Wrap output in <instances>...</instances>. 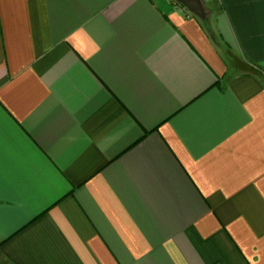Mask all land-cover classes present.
<instances>
[{
    "label": "crops",
    "instance_id": "0c3cea01",
    "mask_svg": "<svg viewBox=\"0 0 264 264\" xmlns=\"http://www.w3.org/2000/svg\"><path fill=\"white\" fill-rule=\"evenodd\" d=\"M202 3L0 0V264H264V0Z\"/></svg>",
    "mask_w": 264,
    "mask_h": 264
},
{
    "label": "water",
    "instance_id": "95a60500",
    "mask_svg": "<svg viewBox=\"0 0 264 264\" xmlns=\"http://www.w3.org/2000/svg\"><path fill=\"white\" fill-rule=\"evenodd\" d=\"M184 7H186L191 13L199 18L205 17V8L203 6L202 0H176Z\"/></svg>",
    "mask_w": 264,
    "mask_h": 264
},
{
    "label": "built area",
    "instance_id": "2783aa9c",
    "mask_svg": "<svg viewBox=\"0 0 264 264\" xmlns=\"http://www.w3.org/2000/svg\"><path fill=\"white\" fill-rule=\"evenodd\" d=\"M172 1L176 4V7L181 9V10H185L186 7H184L182 4H180L179 2H177L176 0H169Z\"/></svg>",
    "mask_w": 264,
    "mask_h": 264
},
{
    "label": "trees",
    "instance_id": "16d2710c",
    "mask_svg": "<svg viewBox=\"0 0 264 264\" xmlns=\"http://www.w3.org/2000/svg\"><path fill=\"white\" fill-rule=\"evenodd\" d=\"M204 21V20H203ZM203 21L202 20H200V22H201V24L203 25ZM238 62V64L241 66V65H244V66H242L243 68H249L250 66L248 65V64H243L241 61H237Z\"/></svg>",
    "mask_w": 264,
    "mask_h": 264
}]
</instances>
